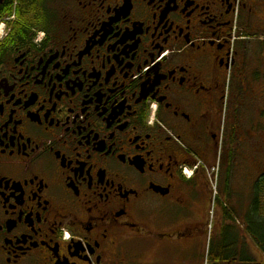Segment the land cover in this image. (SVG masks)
Segmentation results:
<instances>
[{
  "label": "flooded vegetation",
  "instance_id": "af4514ba",
  "mask_svg": "<svg viewBox=\"0 0 264 264\" xmlns=\"http://www.w3.org/2000/svg\"><path fill=\"white\" fill-rule=\"evenodd\" d=\"M259 37L264 0H0V264H203Z\"/></svg>",
  "mask_w": 264,
  "mask_h": 264
},
{
  "label": "rangeland",
  "instance_id": "374dc122",
  "mask_svg": "<svg viewBox=\"0 0 264 264\" xmlns=\"http://www.w3.org/2000/svg\"><path fill=\"white\" fill-rule=\"evenodd\" d=\"M258 39L259 43L264 49V37H259ZM251 52L252 57L248 59V63L252 67L257 57L256 55H254L255 50H252ZM260 55L261 51L258 47V66H260V64L264 61L263 59H260ZM251 107L252 110L254 106L251 105ZM259 108L260 106L258 105V108L252 110V113L250 110V121H258L259 123L262 122ZM262 139L264 138H261V140ZM248 152L250 153L249 157L251 158V161L239 167V169L235 173V181H233L232 185L230 186L233 189V192L231 193V195H229V199L234 205V216L238 218V222H240L239 224L244 221L243 217L246 215V213L244 212L248 209L252 210V207L255 206V201L256 199H258L257 184L258 186H260L259 199L263 205L261 206V210L264 212V183H260L261 181H264V145L258 143V146H250ZM221 215L222 212L218 211V209L216 210V213H214V210H211L209 216L211 220H208L206 223L204 222V228L206 227L208 232L202 235L199 248V255L203 261V264H207L208 262L210 247L216 246L220 244V242H222L221 237L223 236V232L222 230L218 229V222L221 218ZM213 216L216 219H214ZM261 221L263 225L262 229H264V213L262 214ZM233 235L234 234H231V236ZM237 239L238 241H240V243L244 242L246 246L245 252L248 251V247L246 245L248 241H245V239H243L242 237H239ZM250 241L254 246L257 245L251 237Z\"/></svg>",
  "mask_w": 264,
  "mask_h": 264
},
{
  "label": "trees",
  "instance_id": "16d2710c",
  "mask_svg": "<svg viewBox=\"0 0 264 264\" xmlns=\"http://www.w3.org/2000/svg\"><path fill=\"white\" fill-rule=\"evenodd\" d=\"M260 183H264V181H261ZM259 189L260 186L257 184L258 199L255 201V206H253L252 210L250 209L247 214V221L244 222V229L247 233L246 235L254 240L257 244L256 246L258 247V250L264 256V229H262L263 225L261 221L264 212L261 210V206L263 205L259 199ZM229 198L227 199L228 204L230 203ZM222 210L223 214L221 217L223 218L222 224L224 226L222 232L224 233V236L221 237L222 242H220V244L210 247L208 264H264V262L259 263V261L256 263L254 260L246 256L245 250L241 247L245 244H239L236 236H231L233 233L229 231L230 225H235L236 223L233 209L229 207L223 208Z\"/></svg>",
  "mask_w": 264,
  "mask_h": 264
},
{
  "label": "crops",
  "instance_id": "0c3cea01",
  "mask_svg": "<svg viewBox=\"0 0 264 264\" xmlns=\"http://www.w3.org/2000/svg\"><path fill=\"white\" fill-rule=\"evenodd\" d=\"M249 210L248 209L247 211H245L244 213H246V215L243 217V222H246L247 221V214L249 213ZM245 238V241L247 240V247H248V251H246V256L248 258H251L252 260H254L256 263H263L264 262V256L262 255V253H260V251L258 252V247L257 246H254L252 244V242L250 241V238L246 237V235L244 234L243 235ZM244 244V243H243ZM246 248V246H245Z\"/></svg>",
  "mask_w": 264,
  "mask_h": 264
}]
</instances>
